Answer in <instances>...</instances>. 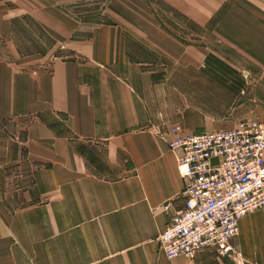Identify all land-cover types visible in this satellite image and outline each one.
<instances>
[{
	"label": "crops",
	"instance_id": "obj_1",
	"mask_svg": "<svg viewBox=\"0 0 264 264\" xmlns=\"http://www.w3.org/2000/svg\"><path fill=\"white\" fill-rule=\"evenodd\" d=\"M87 1L0 0V264H264L261 210L227 255L157 242L184 204L158 132L264 121V0Z\"/></svg>",
	"mask_w": 264,
	"mask_h": 264
},
{
	"label": "built area",
	"instance_id": "obj_2",
	"mask_svg": "<svg viewBox=\"0 0 264 264\" xmlns=\"http://www.w3.org/2000/svg\"><path fill=\"white\" fill-rule=\"evenodd\" d=\"M158 136L179 151L177 170L184 180L183 207L158 235L159 249L168 258L202 248L231 253L239 220L264 212V121L200 133L175 123Z\"/></svg>",
	"mask_w": 264,
	"mask_h": 264
},
{
	"label": "rangeland",
	"instance_id": "obj_3",
	"mask_svg": "<svg viewBox=\"0 0 264 264\" xmlns=\"http://www.w3.org/2000/svg\"><path fill=\"white\" fill-rule=\"evenodd\" d=\"M78 3L71 4L69 7L71 11L75 12L78 14V16H83V17H89L94 20H99L100 19V13H101V5L99 3V0H88L86 2V5L84 6H78ZM75 5V6H74ZM80 12V13H79ZM2 40L0 38V46H1ZM13 174H20L21 177H17L19 179L20 184H22L24 181V185L28 184L31 177H32V170L30 164H23L20 168H12L11 172Z\"/></svg>",
	"mask_w": 264,
	"mask_h": 264
}]
</instances>
